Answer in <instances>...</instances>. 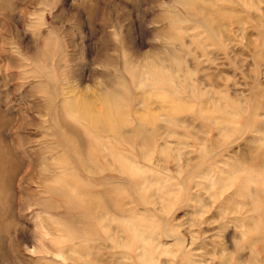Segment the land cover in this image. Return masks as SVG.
<instances>
[{"label":"rangeland","instance_id":"374dc122","mask_svg":"<svg viewBox=\"0 0 264 264\" xmlns=\"http://www.w3.org/2000/svg\"><path fill=\"white\" fill-rule=\"evenodd\" d=\"M81 255L264 264V0H0V264Z\"/></svg>","mask_w":264,"mask_h":264},{"label":"bare ground","instance_id":"6f19581e","mask_svg":"<svg viewBox=\"0 0 264 264\" xmlns=\"http://www.w3.org/2000/svg\"><path fill=\"white\" fill-rule=\"evenodd\" d=\"M156 71L154 73V81L155 82H161V84H164V82L166 83H170L171 82V75L170 73H164L161 69H159L158 67L156 68ZM173 78V77H172ZM121 95L119 92L115 91L114 93L110 94V100H113V102H117L116 108L119 110L120 108L123 107H127V105L125 104V102H123V104H121L120 98ZM106 102V111L101 115V116H97L99 121H95L93 123L97 125H99L100 127L105 126L107 129L112 130V131H119V129H117L116 127L113 126V124H115V122H117V120L119 121V113L116 116H111L112 114V109H111V101ZM87 108V107H86ZM79 109V108H78ZM219 110H217L220 114H224V115H228V113L226 112L227 107L225 106H221L220 108H218ZM232 109V108H231ZM81 110V109H80ZM88 110V109H87ZM92 112V111H91ZM119 112V111H118ZM80 115H85V112L82 110L80 111ZM112 118V119H111ZM91 122V121H90ZM92 124V123H91ZM94 126V125H93ZM116 128V129H115ZM90 159H92L93 161H95L97 159V156L95 154H91ZM84 162V167H86V170H88L89 172H92L93 174L98 173L97 170H95L94 168H91L89 166H87V164ZM70 182V181H69ZM71 186L73 187L74 191L76 192L77 195H79L80 199L77 200V202L75 201L73 205H75L77 208L83 209L86 208L88 211H90L92 214H95L98 210H100L99 208H110L112 207L113 202L110 201V197L108 196L109 194V190L108 188L103 189V190H95V191H91V186L89 187V189H84L81 187V185L78 184H71ZM60 191L62 192L63 190L60 189ZM100 191V192H99ZM79 201V202H78ZM92 235V234H91ZM82 245V244H81ZM79 249H81L82 251L85 250L84 245L80 246ZM71 250L75 251L76 249L71 248ZM60 254L67 259L66 253L65 255L63 254V251H60ZM69 260V259H68ZM66 264H90L89 261H87L85 259V257L83 255L73 259V261H70Z\"/></svg>","mask_w":264,"mask_h":264}]
</instances>
